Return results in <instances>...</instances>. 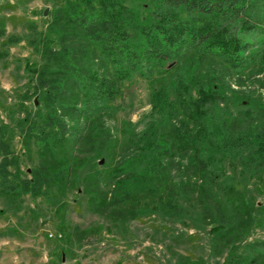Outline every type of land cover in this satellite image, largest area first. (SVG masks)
<instances>
[{
	"label": "trees",
	"instance_id": "16d2710c",
	"mask_svg": "<svg viewBox=\"0 0 264 264\" xmlns=\"http://www.w3.org/2000/svg\"><path fill=\"white\" fill-rule=\"evenodd\" d=\"M132 1L62 0L41 31L28 24L37 105L31 112L20 104L14 127L24 157L33 152L35 162L23 173L12 132L0 121V214L21 211L26 194L50 208L58 235L47 264L73 256L75 244L103 229L68 220L67 197L78 186L87 209L115 229L141 214L173 216L192 206L204 224H219L209 245L215 257L257 225L252 200L233 177L221 178L218 165L232 147L247 164L264 157V127L252 120L240 127L260 108L241 103L253 99V85L264 89V46L248 38L264 0H144L138 9ZM0 37L5 66L19 37L4 35L1 22ZM134 76L148 91L144 126L115 131L106 121ZM100 160L105 169H97ZM125 162L130 169L121 173ZM243 248L226 264H264V239ZM175 255L180 264H206Z\"/></svg>",
	"mask_w": 264,
	"mask_h": 264
},
{
	"label": "rangeland",
	"instance_id": "374dc122",
	"mask_svg": "<svg viewBox=\"0 0 264 264\" xmlns=\"http://www.w3.org/2000/svg\"><path fill=\"white\" fill-rule=\"evenodd\" d=\"M61 2L62 0H0V22L4 35L19 37L18 42L8 47L6 65L2 66L0 63V121L12 132L11 148L20 157L19 164L23 173L35 162V155L32 152L29 160L24 157L14 125L22 117L20 104L31 112L37 105L32 90V71L38 59L28 43L29 38L34 35L30 33L28 24L32 22L35 30L41 31L50 9ZM142 2L144 0H133L130 4L138 9L144 6ZM254 13L257 26L248 33V38L255 47L264 46V8L257 5ZM3 40L4 37H0V41ZM252 85L251 78L244 79L240 88L246 91ZM254 86L256 90L253 99L241 104H247L245 106L254 108L253 110L258 105L260 108L245 119L240 127H245L247 121L252 120L262 129L264 89L256 84ZM25 92L29 96L27 99L23 97ZM258 92L263 96L261 99L256 96ZM238 102L236 105H239ZM114 104L116 112L113 118L106 121L107 127L115 131L126 129L138 132L142 129L149 103L147 87L141 79L135 76L130 78ZM233 151L235 149L232 147L230 151L219 154L221 178L230 176L238 181L252 200L253 212L258 221L244 240L225 250L221 256H213L209 247L212 234L219 224H204L198 210L192 206H186L173 216L162 211L141 214L130 220L125 227L115 229L104 218L87 209L86 196L81 192V186H78V190L73 189L67 197L68 220L79 228L98 223L103 229L75 244L73 256L59 264H72L74 261L79 264H180L175 254L190 259L202 257L206 264H226L231 255L244 254L246 251L243 247L247 242L264 239V157L255 166V162L247 164L245 159L240 160L235 155L233 157ZM97 169H105L101 160ZM129 169V162H125L121 173ZM2 208L0 200V210ZM109 227L111 230L107 231ZM8 229L13 233L0 234V264H47L52 242L58 234L51 210L40 198H32L26 194L23 196L21 211L16 214L9 211L0 214V233Z\"/></svg>",
	"mask_w": 264,
	"mask_h": 264
}]
</instances>
